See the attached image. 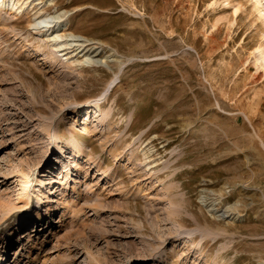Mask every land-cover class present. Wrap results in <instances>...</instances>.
<instances>
[{
	"label": "rangeland",
	"instance_id": "rangeland-1",
	"mask_svg": "<svg viewBox=\"0 0 264 264\" xmlns=\"http://www.w3.org/2000/svg\"><path fill=\"white\" fill-rule=\"evenodd\" d=\"M253 1L0 6V227L34 211L0 236V264H264ZM39 10L114 50L111 68L64 60ZM102 100L100 117L83 106Z\"/></svg>",
	"mask_w": 264,
	"mask_h": 264
},
{
	"label": "bare ground",
	"instance_id": "bare-ground-1",
	"mask_svg": "<svg viewBox=\"0 0 264 264\" xmlns=\"http://www.w3.org/2000/svg\"><path fill=\"white\" fill-rule=\"evenodd\" d=\"M37 1L39 4H42L44 0H41V1L40 0H28V1L27 0H0V6L8 7L9 9L13 11H17V13H21L23 9L29 8L33 3ZM49 1L52 2L54 0H49ZM213 4H214V1H213ZM252 4H253L255 11L258 14V18L264 22V0H254ZM65 14L66 12L63 13L62 15L61 14L43 15L41 14V10L36 11L35 17H34V23L32 24V27L34 30H36V32H38L39 35H43L47 38L48 42L51 43V45L54 47V50L57 51V53L64 60L70 61L75 56H77V54H83V56H85L83 60L73 59L72 63H76L81 66L96 64V65L111 68L110 63L114 60L115 56L118 54L114 50L111 51L110 55H106L101 58H98L95 55H92V53L90 54V50L87 49V45L89 43L85 37H82L80 35H74V34L66 35L63 33L65 26L68 24L67 19L62 18L63 15ZM74 48H76L77 52L75 53V55H70L71 53L74 52L73 50ZM95 48L98 49L100 47H95ZM98 53L99 51L97 52V54ZM254 54H255V62H256L255 64L261 65L262 68L264 69V46L260 45L256 49ZM117 76H115L116 78L112 80V85L113 83H115L113 81L118 79ZM112 85L111 86L109 85V87H112ZM103 102L104 101L102 100V101L95 102L90 105L84 104L83 106L84 108L91 109V112H94L95 114H97V117H100L101 113L103 112ZM74 122L75 123L78 122L77 117L74 118ZM38 202L39 204L36 207L40 208L41 205L43 204V200L40 199ZM30 205H31V202L27 205V207H25L24 212L22 214L20 213L21 214L20 216H18L19 214L17 212H14L12 216H10L8 219L6 218L7 220L3 223L2 227H0L1 237H6L10 235L12 232H10L9 234L7 233L10 230H12L13 227L19 223V221H21L22 223L25 217L33 216L34 211L31 209Z\"/></svg>",
	"mask_w": 264,
	"mask_h": 264
}]
</instances>
